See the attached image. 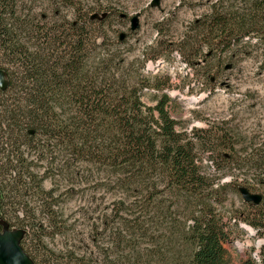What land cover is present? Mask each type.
I'll return each instance as SVG.
<instances>
[{"label": "trees", "instance_id": "trees-1", "mask_svg": "<svg viewBox=\"0 0 264 264\" xmlns=\"http://www.w3.org/2000/svg\"><path fill=\"white\" fill-rule=\"evenodd\" d=\"M19 2L0 0V70L8 82L5 90L0 89V227L25 232L21 247L34 264H86V257H80L75 247L44 249L42 239L48 231L55 235L57 224L64 228L67 221H55L53 209L59 203L54 197L59 194L46 193L42 184L52 178L50 169L79 175L96 168L106 176L103 186L116 191L106 208V264H230L225 248L230 241L228 225L219 210L229 185H216L202 164L213 146L228 149L244 143H233L235 134L228 129L216 137L210 130L188 134L179 128L170 115L176 100L169 95V81L161 85L157 75L126 72L129 65L119 56L88 67L90 23L107 21L108 12L77 22L59 20L58 12L52 18L44 14L29 21ZM63 3L71 4L73 10L77 6L76 0ZM223 4L221 8L213 5L211 13L192 25L193 37H182L180 43L185 61L190 58L191 65L205 66L200 73L204 77L211 75L214 66H222L224 56L235 60V51L264 52V0H246L239 8ZM122 34L118 45L128 38L124 33L121 40ZM168 42H159L141 69L147 61L157 64L172 53ZM257 62L264 67V59ZM209 80L213 82L214 77ZM152 90L156 104L148 106L143 98ZM261 137L259 148L250 157H240L231 170L264 176V132ZM56 153L59 158L53 157ZM220 159L233 160L225 153ZM83 165L84 170L79 168ZM42 168L46 170L39 179ZM214 175L221 180L227 173L218 166ZM95 181L93 177L85 180L94 185ZM240 188L249 190L235 189ZM255 194L262 196L261 203L244 205L254 211L253 219L238 215L233 219L237 227L242 221L262 230L264 236V194ZM182 206L185 222L177 226L173 208L180 211ZM20 211L43 213L46 219L27 221V215L20 214L22 224L17 223L13 215ZM170 224L177 231H166L170 235L159 240L161 227L170 228ZM31 233L35 241H41H36L35 254L26 246ZM172 235L182 250L166 249ZM126 251V259L116 257L108 263L114 254ZM258 257L259 261L250 256L241 264H264V245ZM96 263L92 258L88 261Z\"/></svg>", "mask_w": 264, "mask_h": 264}, {"label": "rangeland", "instance_id": "rangeland-1", "mask_svg": "<svg viewBox=\"0 0 264 264\" xmlns=\"http://www.w3.org/2000/svg\"><path fill=\"white\" fill-rule=\"evenodd\" d=\"M19 1L29 21L40 19L44 14L52 18L53 13L58 12L59 20L77 22L81 18L89 19L94 13L108 12L107 21L105 19L103 22L90 23L92 41L85 58L88 67L104 59L119 56L129 65L124 68L126 72L130 71L133 75L143 74L146 77L157 75L161 85L169 81L171 85L169 95L176 100L170 109V115L180 124L179 128L188 134L195 130H210L216 137L220 135L221 130L228 129L235 134L233 143H244L228 149L213 146L212 152L205 156L202 167L211 179H216V185L219 182L220 185H229L225 190V202L219 207L221 213L226 216L225 222L230 235L229 243L225 244L229 263L241 264L250 256L259 261L258 254L264 245L262 230L254 229L242 221L237 227L233 218L238 215L244 219L245 217L253 219L254 211L251 207L244 206L247 203L235 188L243 186L249 188L252 193L264 194V176H244L246 169L239 174L238 170L234 168L231 170L230 167L239 164L240 157H250L248 155L253 149H258V144L263 142L261 135L264 132V67L261 68L257 61L264 59V52L235 51L233 53L237 55L235 60L231 61L229 55L224 56L226 59L222 66L218 68L214 66L211 75L206 77L200 75L206 70L205 66L191 65L189 63L191 59L187 58L185 61L180 52L183 47L181 41L186 36L194 35V32L189 34L193 31L192 25L211 13L213 5L218 4L221 8L220 3L223 1L225 8L232 6L239 8L244 6L246 0H160L158 7L151 6L154 0H76L75 10L71 4L63 3V0ZM121 15H125L126 19H121ZM137 15L140 19V29L131 32V19ZM121 33H126L128 38L118 45ZM162 41H169L168 51H174L166 53L157 64L151 60L147 61L145 69H141L140 64L152 56V49ZM29 48L31 49L32 45L29 44ZM133 63L136 64L130 66ZM230 64L231 69L225 70ZM208 67L209 65L206 66L207 69ZM209 77H214V81L211 82ZM150 92L143 101L148 106H154L156 101L152 95L156 92L153 90ZM67 114L70 115V112ZM250 145L253 147L250 148ZM247 148H250L247 152H239ZM221 153L230 155L233 158L231 163L222 162ZM53 157L59 158V155L56 153ZM44 166L48 167L47 164ZM218 166L227 173L221 180L214 175ZM85 167L87 166L83 165L79 168L84 170ZM91 169L92 173L79 175L72 171L65 170L61 173L50 169L49 177L52 178L44 181L42 189L46 193L59 194V197H54L59 203L53 209L56 213L55 221L61 219L67 223L64 228L57 224L56 229L59 232L55 235H52L53 230L48 231L46 238L42 239V244L44 249L50 251H60L65 245H69L75 247L80 257H86V264L91 258L97 261L96 264H106V208L113 201L112 195L116 191L112 188L107 190L106 186H103L106 184L103 170ZM45 170L46 168H42L37 174L39 179ZM90 177L96 179L95 185L86 184L85 180ZM184 207L182 206L180 211L173 208L177 211L172 217L177 226L185 222L182 214ZM21 211L13 215L14 218H19L15 219L17 223H21L20 214L27 215V221H32L34 217L46 219L43 213ZM169 227L163 225L156 237H161L159 240H162L163 237L170 235L166 231L170 233L177 231L173 225L170 224ZM171 237H173L171 243L166 249L182 250L178 238L173 235ZM34 238L31 233L26 239V246L31 254L37 251L36 241L41 242L37 238L35 241ZM128 253L126 251L114 254L108 263L116 261V257L126 259Z\"/></svg>", "mask_w": 264, "mask_h": 264}, {"label": "water", "instance_id": "water-1", "mask_svg": "<svg viewBox=\"0 0 264 264\" xmlns=\"http://www.w3.org/2000/svg\"><path fill=\"white\" fill-rule=\"evenodd\" d=\"M160 0H154L152 7H158ZM125 17V16H123ZM140 29L139 16H134L131 19V32H136ZM126 34H122L120 39L124 40ZM8 87V82L5 73L0 70V89L5 90ZM240 194L245 203L259 205L262 201V196L251 193L246 188H240ZM25 236L23 230H9L5 228L0 231V264H34L32 259L24 252L21 247V242Z\"/></svg>", "mask_w": 264, "mask_h": 264}, {"label": "flooded vegetation", "instance_id": "flooded-vegetation-1", "mask_svg": "<svg viewBox=\"0 0 264 264\" xmlns=\"http://www.w3.org/2000/svg\"><path fill=\"white\" fill-rule=\"evenodd\" d=\"M5 228H7V227H5V226L0 227V231L3 232ZM8 229H9V228H8ZM9 230H10V229H9Z\"/></svg>", "mask_w": 264, "mask_h": 264}]
</instances>
